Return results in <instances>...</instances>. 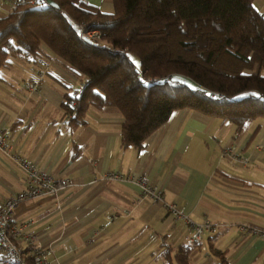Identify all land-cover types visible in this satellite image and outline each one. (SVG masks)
I'll list each match as a JSON object with an SVG mask.
<instances>
[{
	"label": "crops",
	"instance_id": "obj_1",
	"mask_svg": "<svg viewBox=\"0 0 264 264\" xmlns=\"http://www.w3.org/2000/svg\"><path fill=\"white\" fill-rule=\"evenodd\" d=\"M85 1L114 11V0ZM254 6L264 15V0ZM10 9L0 1V16ZM11 62L1 70L0 131L24 158L72 182L56 195L21 202L13 213L39 236L51 264H164V240L188 243L192 226L128 179L141 175L193 222L217 225L193 251L194 264H220L214 248L225 250L231 264H264V239L240 230L264 228V117L238 131L232 122L177 109L142 147H123L124 118L116 108L90 107L84 125L69 126L62 102L81 87V74L69 63L53 56L34 90L39 62L15 55ZM107 172L125 178L109 179ZM24 181V170L0 149V204Z\"/></svg>",
	"mask_w": 264,
	"mask_h": 264
},
{
	"label": "trees",
	"instance_id": "obj_2",
	"mask_svg": "<svg viewBox=\"0 0 264 264\" xmlns=\"http://www.w3.org/2000/svg\"><path fill=\"white\" fill-rule=\"evenodd\" d=\"M254 1L114 0L104 12L85 0H15L0 16V77L12 55L46 63L59 56L81 74L79 91L62 102L69 126L84 125L90 107L116 108L123 147H142L184 108L243 130L264 117V15ZM201 241L164 240L163 263L194 264ZM214 253L231 264L225 250Z\"/></svg>",
	"mask_w": 264,
	"mask_h": 264
},
{
	"label": "built area",
	"instance_id": "obj_3",
	"mask_svg": "<svg viewBox=\"0 0 264 264\" xmlns=\"http://www.w3.org/2000/svg\"><path fill=\"white\" fill-rule=\"evenodd\" d=\"M0 1H7L11 4L15 2V0ZM33 2L45 5L49 3V0H33ZM81 29L85 32V36L89 38L100 37V31L97 29L86 28L83 25H81ZM38 64L39 67L31 82V88L34 90L40 89L48 70V63L39 62ZM0 149L11 156L25 172L24 187L0 204V258L3 264H51L45 258L44 248L39 245V236L34 232L25 231L23 226L14 218L13 213L21 202L46 195H56L59 191L69 187L72 182L69 178L53 175L24 158L12 145L10 146L9 135L2 131H0ZM105 177L109 179L125 178L119 172H107ZM128 179L138 183L145 196L151 197L155 202L162 203L166 210L174 215L176 220L186 222L192 226L193 233L189 238L190 243L201 241L206 232L216 229L217 225L209 220L202 223L193 222L175 203L166 202L163 198L162 189L151 183L147 176L141 175ZM240 230L264 239L263 227L243 224L240 226ZM203 248L205 249V246ZM27 259H30V261Z\"/></svg>",
	"mask_w": 264,
	"mask_h": 264
},
{
	"label": "rangeland",
	"instance_id": "obj_4",
	"mask_svg": "<svg viewBox=\"0 0 264 264\" xmlns=\"http://www.w3.org/2000/svg\"><path fill=\"white\" fill-rule=\"evenodd\" d=\"M12 5V4H11ZM49 68H50V64L48 63V70H49ZM48 70H47V72H48Z\"/></svg>",
	"mask_w": 264,
	"mask_h": 264
}]
</instances>
